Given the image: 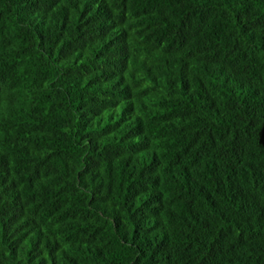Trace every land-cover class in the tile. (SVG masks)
Returning a JSON list of instances; mask_svg holds the SVG:
<instances>
[{"label": "trees", "instance_id": "1", "mask_svg": "<svg viewBox=\"0 0 264 264\" xmlns=\"http://www.w3.org/2000/svg\"><path fill=\"white\" fill-rule=\"evenodd\" d=\"M0 264H264V0H0Z\"/></svg>", "mask_w": 264, "mask_h": 264}]
</instances>
